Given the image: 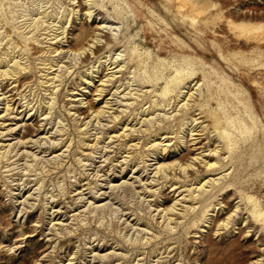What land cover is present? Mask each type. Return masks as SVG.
<instances>
[{"label":"rangeland","instance_id":"374dc122","mask_svg":"<svg viewBox=\"0 0 264 264\" xmlns=\"http://www.w3.org/2000/svg\"><path fill=\"white\" fill-rule=\"evenodd\" d=\"M116 53L123 68L99 97ZM182 89L190 104L177 107ZM0 123L13 127L0 129V264H264V0H0ZM216 147L219 168L180 172ZM223 172L204 197L187 194Z\"/></svg>","mask_w":264,"mask_h":264},{"label":"bare ground","instance_id":"6f19581e","mask_svg":"<svg viewBox=\"0 0 264 264\" xmlns=\"http://www.w3.org/2000/svg\"><path fill=\"white\" fill-rule=\"evenodd\" d=\"M89 1V0H88ZM94 1V0H93ZM154 1V0H153ZM199 1V0H198ZM148 2V1H147ZM168 2V1H167ZM122 3V2H121ZM142 3V2H141ZM159 3V2H158ZM204 3V2H203ZM167 4H169V3H167ZM166 4V5H167ZM88 5V4H87ZM95 6V5H94ZM142 6V5H141ZM171 6V5H170ZM137 7V6H136ZM133 8H135L134 6H133ZM167 8V7H166ZM172 8V7H171ZM182 8H184V7H182ZM181 8V9H182ZM96 9V8H95ZM155 10V9H154ZM179 10H180V6H179ZM93 11V10H92ZM185 11V10H184ZM147 12V11H146ZM174 13V12H173ZM87 16L88 17H91V11L88 9L87 10ZM141 14V13H140ZM172 14V13H171ZM132 18V17H131ZM150 18V17H149ZM182 19H183V17H182ZM188 19V18H187ZM172 20V19H171ZM178 20V19H177ZM180 20V19H179ZM146 21V20H145ZM197 21V20H196ZM191 22V21H190ZM196 23V22H195ZM201 23V22H200ZM146 25H147V23H146ZM171 26V25H170ZM162 27V26H161ZM194 27V26H193ZM96 29H98V30H100V31H103L104 32V30L106 29V28H109L108 27V25L106 24V21L105 20H101V21H99L98 23H97V25H96V27H95ZM116 28V27H115ZM129 28V27H128ZM185 28V27H184ZM113 29V28H112ZM163 29V28H162ZM111 30V29H110ZM147 30V29H146ZM152 30V29H151ZM154 30V29H153ZM159 30V29H158ZM161 30V29H160ZM170 30V29H169ZM194 30V29H193ZM100 31L99 32H95L94 33V35L92 36V37H90V39L84 44V45H81L80 46V48L79 49H77L76 51H74L73 52V55L75 56V58L77 57H80L81 55H84L85 53H87V52H89L90 53V55H91V53L93 52V49L98 45V44H102V43H100V37H99V35H100ZM171 31V30H170ZM112 32V31H111ZM155 32H156V30H155ZM163 32V31H162ZM118 33V32H117ZM135 33V32H134ZM103 34V33H102ZM156 34V33H155ZM178 34V33H177ZM196 34V33H195ZM120 35V34H119ZM103 36V35H102ZM132 36V35H131ZM158 36H159V34H158ZM157 36V37H158ZM58 37V36H57ZM116 38V37H115ZM58 39V38H57ZM117 39V38H116ZM150 39H152V38H150ZM157 39V38H156ZM159 39V38H158ZM102 40V39H101ZM131 40V39H130ZM129 40V41H130ZM134 40V39H133ZM168 40H169V38H168ZM172 40H174V39H172ZM204 40V39H203ZM206 40V39H205ZM113 41H116V40H113ZM197 41V40H196ZM161 42V41H160ZM133 43V42H132ZM56 44V43H55ZM104 44V43H103ZM181 44V43H180ZM208 44V43H207ZM106 46H108L107 44H106ZM136 46V45H135ZM140 46V45H139ZM186 46V45H185ZM204 46V45H203ZM176 47V46H175ZM177 47H179V46H177ZM99 48H101V47H99ZM138 48V47H137ZM160 48V47H159ZM163 48V47H162ZM192 48V47H191ZM140 49V48H139ZM165 50V49H164ZM67 51V50H66ZM69 51V50H68ZM178 51V50H177ZM139 52V51H138ZM70 53V52H69ZM64 54V53H63ZM117 54V53H116ZM229 54V53H228ZM70 55H72L71 53H70ZM86 55H88V53L86 54ZM86 55H84V56H86ZM121 55H123V54H121ZM151 55V54H150ZM199 55V54H198ZM119 56H120V54H117L115 57H113V60H111L108 64H107V66H106V70H109V72H107L106 74H104L102 77H100V79H99V85H97L96 86V91H97V93H98V96L99 97H102L103 95H104V93L108 90V87L110 86V85H113V82H114V79H115V77H116V73H118V72H121V69L123 68V64L122 65H120L119 63H118V59H119ZM134 57H135V55H133ZM207 56V55H206ZM71 57V56H70ZM144 57V56H143ZM156 57V56H155ZM235 57H236V55H235ZM239 57V56H238ZM151 58V57H150ZM200 59H201V57H199ZM88 59V58H87ZM233 59V58H232ZM18 60V59H17ZM17 60H15L14 61V63L11 65V64H9L8 66H7V69L4 71L5 73V75H10V74H12V72H14V68H15V66H19L20 65V63L17 61ZM76 60V59H75ZM137 60V59H136ZM156 60V59H155ZM215 60V59H214ZM143 61V60H142ZM150 61V60H149ZM152 61V60H151ZM154 61V60H153ZM164 61V60H163ZM216 61V60H215ZM208 62V61H207ZM230 63V62H229ZM233 63V62H232ZM172 64V63H171ZM234 64H235V62H234ZM68 65V64H67ZM130 65V64H129ZM227 65V64H226ZM63 65H60L59 66V70H61L63 67H62ZM184 66V65H183ZM201 66V65H200ZM199 66V67H200ZM212 66V65H211ZM56 68H57V66H56ZM158 68V67H157ZM234 68V67H233ZM16 69V68H15ZM67 69V68H66ZM146 70V69H145ZM161 71V70H160ZM166 71V70H165ZM187 70L186 69H179V70H175V74L172 76V77H170L166 82H165V87H164V90H163V94H168L170 91H171V86H175V85H178L181 81H182V79H183V74L186 72ZM220 71V70H219ZM99 72V69H96V73H98ZM206 72V71H205ZM170 73V72H169ZM209 73V72H208ZM213 72H211V74H212ZM220 73V72H219ZM131 75V74H130ZM159 75H161V74H159ZM223 75V74H222ZM95 77L96 76H98V75H94ZM156 76V75H155ZM216 76V75H215ZM57 77V76H56ZM93 77V76H92ZM54 79H56V78H54ZM129 79V78H128ZM153 79H154V77H153ZM219 80V79H218ZM132 81V80H131ZM131 81L129 82V83H131ZM151 81H152V79H151ZM204 81V80H203ZM226 81V80H225ZM153 82V81H152ZM194 82H195V80H194ZM204 82H206V81H204ZM54 83V82H53ZM90 83H93V80H91V82ZM199 83V82H198ZM201 83V82H200ZM216 83V82H215ZM228 83V82H227ZM174 84V85H173ZM194 85H196L197 83H193ZM206 84V83H205ZM208 84V83H207ZM211 84V83H210ZM237 84H239V83H237ZM204 85V84H203ZM209 85V84H208ZM214 85V84H213ZM243 85V84H242ZM188 86V85H187ZM192 86V85H191ZM200 86V85H199ZM111 87V86H110ZM113 87V86H112ZM196 87V86H195ZM231 87V86H230ZM242 87V86H241ZM175 88V87H174ZM186 88V87H185ZM196 88H198V86L196 87ZM195 88V89H196ZM201 88V87H200ZM206 88V87H205ZM208 88V87H207ZM209 89V88H208ZM226 89V88H225ZM193 90H194V88H193ZM242 90V89H241ZM176 91V90H175ZM179 91V90H178ZM196 91V90H195ZM194 91V92H195ZM199 91V90H198ZM209 91V90H208ZM220 91H221V89H220ZM5 93V92H4ZM7 93V92H6ZM116 93H118V86H115V90H114V92H112V94L111 95H115ZM175 93V92H174ZM192 93L193 92H190V91H188V90H185V89H182V90H180L179 91V93H178V95H177V98H180V97H182L181 99H179V101L181 100V103L179 104V106H177V107H184V106H186V105H188V100H189V98H191V96H192ZM197 93V92H196ZM212 93V92H211ZM132 94V93H131ZM236 94V93H235ZM173 95V94H172ZM194 95V94H193ZM6 96V95H5ZM170 96V95H169ZM186 96V97H185ZM200 96V95H199ZM125 97V96H124ZM165 97V96H164ZM211 97V96H210ZM239 97V96H238ZM197 98V97H196ZM212 98V97H211ZM194 99V98H193ZM245 99V98H244ZM200 100V99H199ZM248 100V99H247ZM173 101V100H172ZM172 101H170V102H172ZM193 101V100H192ZM212 101H213V99H212ZM218 101V100H217ZM244 101V100H243ZM250 101V100H249ZM102 102V101H101ZM246 102V101H245ZM133 103V102H132ZM190 104V103H189ZM110 105H111V102L110 101H108V100H106L105 101V103H104V105H102V106H100V107H98V109H96L93 113L94 114H92L91 115V117H97L98 115H100V114H102V113H106V112H108V108H110ZM250 106V105H249ZM217 107V106H216ZM247 107V106H246ZM245 107V108H246ZM192 108V107H191ZM158 109V108H157ZM180 109V108H179ZM178 109V110H179ZM182 109V108H181ZM162 110V109H161ZM184 110H185V108H184ZM191 110V109H190ZM247 111H248V109H246ZM93 111V110H92ZM146 111V110H145ZM186 111V110H185ZM189 111V110H188ZM250 111H252V110H250ZM187 112V111H186ZM215 112H217L216 110H215ZM236 112V111H235ZM178 113H180V112H178ZM183 113V112H182ZM162 114V113H161ZM185 114V113H184ZM183 114V115H184ZM215 114V113H214ZM164 115L166 116V117H171L170 115L168 116V114H166V113H164ZM103 116V115H102ZM165 116H164V118H165ZM182 116V115H181ZM218 116V115H217ZM216 116V117H217ZM88 117V116H87ZM232 117V116H231ZM154 118H156L154 115H152L151 117H149L147 120H148V123H150V121H152ZM158 118V117H157ZM192 118V117H191ZM238 118V117H237ZM16 119V118H15ZM97 119V118H96ZM231 119H233L234 120V118H231ZM167 120V119H166ZM169 120V119H168ZM229 120V119H228ZM241 121H242V119H240ZM258 120V119H257ZM195 121V120H194ZM232 121V120H231ZM99 122V121H98ZM157 122V121H156ZM158 123H160V122H158ZM230 123V122H229ZM2 126H1V128L0 129H4V131H10V130H12L13 129V127L12 126H6L5 124H3V123H0ZM157 124V123H156ZM195 124H196V122L194 123V124H191V123H189L188 124V127H187V130H186V132H187V134L191 137V139H190V143H191V145H192V150H199V149H201V147L199 146V144H201V131H202V128H200V129H198L197 128V126H195ZM263 124V123H262ZM20 125V124H19ZM199 125V124H198ZM231 125V124H230ZM22 126V125H21ZM248 126V125H247ZM250 126V125H249ZM237 127V126H236ZM243 128V127H242ZM15 130V129H14ZM126 130V129H125ZM245 130V129H244ZM247 130V129H246ZM249 130H252V129H249ZM255 130V129H254ZM224 131V130H223ZM243 131V130H242ZM13 132V131H12ZM249 132V131H248ZM204 133V132H203ZM246 133V132H245ZM228 135V137H227V142L225 143L226 144V148H227V151H228V155H229V153L231 152V150H232V145H233V141H232V134H231V132H228L227 133V131H225L224 133H222L221 134V137L222 138H225L226 136L225 135ZM240 134V133H239ZM238 134V135H239ZM187 136V135H186ZM249 136V135H248ZM242 137V136H241ZM246 137V136H245ZM180 138H181V140H182V142H187V140L185 139V136H184V134H182L181 136H180ZM250 139V138H249ZM253 139V138H252ZM20 140V139H19ZM251 140V139H250ZM163 141H165V140H162V142ZM245 141H247V139L245 140ZM261 141V140H260ZM161 142V143H162ZM11 143V142H10ZM10 143H9V145L7 146V149H6V146H4L5 148L4 149H6V150H8L9 149V147H10ZM250 143H251V141H250ZM243 144V143H242ZM7 145V144H6ZM247 145V144H246ZM245 145V146H246ZM249 145V144H248ZM250 145H252V144H250ZM235 147V146H234ZM249 148V147H248ZM255 148V147H254ZM260 149V148H259ZM264 149V148H263ZM6 150H4V154L6 153ZM234 151V150H233ZM232 151V152H233ZM235 152V151H234ZM241 152V151H240ZM247 153V152H246ZM2 154V153H1ZM7 154V153H6ZM235 154V153H234ZM240 154V153H239ZM250 154V153H249ZM257 154V153H256ZM264 154V153H263ZM247 155V154H246ZM260 155H261V153H260ZM220 156V150L219 149H217V147L215 148V149H213V150H209V151H207V152H204V150H203V152H201V153H198V154H195L194 156H192L190 159H189V162L188 163H184L185 165L184 166H182L180 163H179V168H180V172L182 173H186L187 171V169H195V171H198V167H196V165H199V166H204L205 167V169L206 170H210V169H215V168H219L220 167V162H219V157ZM248 156V155H247ZM264 156V155H263ZM206 157H210V158H213V159H216L215 161H213V162H209L208 160H207V158ZM219 157V158H218ZM237 157V156H236ZM235 157V158H236ZM261 157V156H260ZM222 158V157H221ZM232 158V157H231ZM262 158V157H261ZM264 158V157H263ZM207 160V161H206ZM233 160V159H232ZM243 161V160H242ZM243 163V162H242ZM250 163V162H249ZM255 163V162H254ZM253 163V164H254ZM252 164V163H251ZM263 164V163H262ZM237 165V164H236ZM154 173H155V175L156 174H159L160 172H162V170H164V168L165 167H167V165L166 164H161V163H158V162H155V164H154ZM259 167H261V166H259ZM173 168V167H172ZM171 168V169H172ZM234 168V167H233ZM255 168V167H254ZM168 169H169V167H168ZM176 169H178V168H176ZM232 169V168H231ZM242 169V168H241ZM174 170V169H173ZM215 171V170H214ZM241 171V170H240ZM175 172V171H174ZM189 172V171H188ZM162 173H164V172H162ZM229 172H223V173H221V175L220 176H210L209 178H206L204 181H200L199 183L197 182V184H195L194 186L192 185L191 187H189L188 189H186L187 191H188V193L187 194H189L190 196H192V198H202V197H204L209 191H210V189L211 188H216V185H219L220 183H221V181L224 179V177L228 174ZM248 173V172H247ZM167 175V174H166ZM166 175H164V176H166ZM184 175V174H183ZM187 175V174H186ZM186 175H185V177H186ZM188 175H190V174H188ZM257 175V174H256ZM263 175V174H262ZM133 176V175H132ZM140 177V176H139ZM139 177H137V178H135V179H133V180H123V181H120V183H118V184H111V186H110V188H112V187H120V186H123V185H127V184H130V185H133V183L136 181V180H138V178ZM168 177V176H167ZM170 177V176H169ZM178 177V176H177ZM230 177H232V176H230ZM229 177V178H230ZM255 177V176H254ZM171 178V177H170ZM187 178H189V177H187ZM223 182V181H222ZM243 182V181H242ZM193 183V182H192ZM191 183V184H192ZM224 183V182H223ZM20 185V184H19ZM221 186V185H220ZM134 187V186H133ZM174 187V186H173ZM220 188H222V187H220ZM132 189V188H131ZM175 190L176 191H178V187L177 186H175ZM178 192H180V190L178 191ZM216 192V191H215ZM183 193H180L179 195H182ZM210 194V193H209ZM212 196V195H211ZM28 197V196H27ZM27 197H25V198H27ZM250 197H253L252 195H250ZM249 197V198H250ZM181 198V197H180ZM183 198H185V196H183ZM210 198V197H209ZM208 198V199H209ZM19 201V200H18ZM26 201V200H25ZM180 202V200L179 199H177L170 207H168V208H166V210L164 211V212H172L173 210H175L176 209V205H178V203ZM255 203V202H254ZM258 204H260V203H258ZM258 204H257V202L255 203V206H257L258 207ZM193 209H195V206L194 205H192V207L189 209V210H193ZM253 209V208H252ZM164 210V209H163ZM176 211V210H175ZM188 211V210H187ZM257 211V210H256ZM163 212V213H164ZM186 213V212H185ZM171 215V214H170ZM165 216H166V213H165ZM167 217V216H166ZM229 218V217H228ZM169 219V218H168ZM173 219V218H172ZM171 220V219H170ZM231 220V219H230ZM229 220V221H230ZM226 223V222H225ZM228 225V224H227ZM260 226V225H259ZM226 227V226H225ZM227 230V229H226ZM262 230V229H261ZM261 233V232H260ZM95 254H97V253H95ZM94 254V255H95ZM96 257L98 256V255H95ZM102 257V256H101ZM96 259V258H95ZM259 263V262H258Z\"/></svg>","mask_w":264,"mask_h":264}]
</instances>
